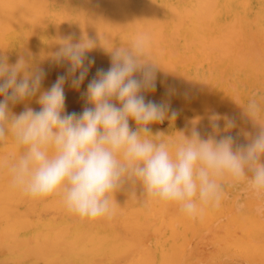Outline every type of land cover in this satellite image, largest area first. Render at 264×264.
I'll list each match as a JSON object with an SVG mask.
<instances>
[{
	"label": "bare ground",
	"instance_id": "bare-ground-1",
	"mask_svg": "<svg viewBox=\"0 0 264 264\" xmlns=\"http://www.w3.org/2000/svg\"><path fill=\"white\" fill-rule=\"evenodd\" d=\"M144 33L149 36L147 59L150 61L149 63L152 62L156 65V87L153 91L142 93L146 101L151 100L169 106L171 104L168 103L169 98L174 105H176V98L178 101L186 98L188 101H192L191 98L189 99L188 96L182 94L180 88H183V84L188 86L187 89H190L195 87L200 79L210 78L213 74L212 71H227L234 66L243 69V67L250 65L254 69L252 70L254 74L253 76L251 74V76L258 79L259 82L260 80L264 82V0H0V58L6 60L9 65H13L23 57L29 66V70L42 69L45 72V77L40 92L47 91L58 76L65 75L67 77L64 84L66 113L75 112L80 114L85 107H92L86 102L84 94L88 83L96 76L97 70H107L111 66V56L108 50L113 47L128 46L138 35ZM67 39H70L72 43H79L84 39L95 42V47L86 54L88 59L94 60V63L89 65L88 59L85 60V67H88L89 70L78 89L71 85L73 77L68 74L69 63L67 61L58 63L53 58V54L59 50L62 42ZM180 65L197 72L194 81L179 80L181 77L177 75L176 67ZM76 75H79V72ZM170 89L172 93L169 91ZM40 92L15 104L10 103V111L16 115L23 112L26 107L39 111L41 108L38 103ZM165 94L166 96H164ZM206 96L209 97V95ZM219 98L222 99V96H219ZM2 99L3 96H0V100ZM223 100H225L224 97ZM113 102L119 106L117 101L114 100ZM196 103L195 105H197ZM183 104V106H177L183 107V109L178 108L179 110L170 106L168 116L171 115V111H175L177 114L175 119L166 118L163 122L149 125L152 134L160 133V138L169 143H174L180 137V133L190 137L193 130L199 132L201 139L207 140L208 137V139H213L208 136L213 131L212 124H210L213 123V120L209 119V123H205L204 120L207 119L204 117L203 120V114L201 113L202 110H204V113L207 111V109H204L206 103L202 106L203 103L201 102V108H197V110L196 108H188L189 110H187L186 106L189 107L192 103L189 105H186L187 103ZM214 104L216 103L214 102ZM195 105H192V107ZM232 111L233 113L228 112L234 115V110ZM237 113L233 117L236 116L237 118ZM229 117L232 119V116H228L227 119ZM245 119L248 123L246 127H249L250 123L249 128L253 129L252 124L254 129L257 130H248L245 127V120L244 122L243 120L242 122L239 121L242 125L244 124L241 129L236 124L230 128V131H227L226 128V136H232L235 141L233 151H236L237 147L236 149L234 147L237 144H241L245 140L247 142L249 139L251 141L252 137L257 135L260 130V125L257 126L256 122L250 121L252 119H249V116ZM203 121L204 125L201 126L199 123H203ZM217 122H221V119ZM168 123L169 126L165 129ZM129 126L132 130L137 129L134 120H129ZM221 129L223 128L221 127ZM217 130L220 131L218 128ZM217 130L215 129L216 134ZM22 151L21 148L17 147L11 135L0 141V264H166L169 259L174 264L178 263L179 259L174 260L176 258L172 253L176 249L174 247L178 240L174 243L165 239L169 250L171 247L172 251L170 250V253L169 250L165 251V247L154 246L155 249L149 245L147 247L146 240L148 237L143 238L149 232L154 234L152 236H155V234L160 235L159 230L161 229L159 227L163 228L161 225L165 224L164 218L167 215L172 216V219L176 217L175 214L187 217L181 212L178 205L165 204L150 199L145 195L143 187L138 181L125 179L113 193L114 214L111 219H99L92 222L81 221L66 210L61 196L52 195L43 199H32L19 189L11 186L9 167L19 159ZM262 161H264V158L261 157L260 163H264ZM248 191L247 193H250ZM247 195L249 194H246L245 197ZM234 198V196L231 197L232 200ZM229 201L228 199L226 202ZM252 203L255 204V201ZM231 204L232 202H230L229 209H232ZM226 207L228 208V205ZM220 208L223 207L220 206ZM229 209L226 210V213L229 212ZM241 210L243 211V208L240 209V212ZM214 211H216L215 208ZM206 212L205 209L203 214ZM220 212L218 215H220ZM203 214L199 215L200 219L204 217ZM214 214L217 215V213ZM253 214L255 212L252 213L251 210L252 217ZM233 215H235V212ZM204 218L206 219V217ZM172 219L169 217L168 221L170 220V222L167 223L171 224ZM178 219L180 220V218ZM229 220L232 221L233 217ZM180 222L183 225V219ZM224 222L226 225L227 221ZM233 222L235 221L233 220ZM261 222L264 221L261 220ZM255 223L254 221V225ZM261 225H264V223H261ZM215 226V229L220 231L217 224ZM257 226L252 225L251 227L256 229ZM171 227L174 230V226L171 225ZM191 230H193V227ZM168 231L169 235L167 236L168 238L171 236V239L176 233L173 231L174 234H172V230ZM219 233L221 232L216 234ZM216 234L213 232L210 236L214 235L215 238ZM183 236L186 237L182 234V237L180 235L178 236L180 238L177 239L184 238ZM202 236L204 237L206 234ZM221 236L224 235H220L219 240H215L219 244H221L219 241L222 240L223 242ZM205 238L204 241L207 240ZM144 239H146L145 243ZM228 239L230 240V238ZM260 239L264 240L262 237ZM232 240L233 238L231 239L233 244L234 241ZM210 241L214 242L212 239ZM181 242L180 247L178 246L179 249L177 248V253L180 249L182 251L181 246L186 244L184 240ZM225 242L230 245V241ZM202 245L201 243L200 247ZM215 246L216 244H214ZM232 249L230 250L232 251ZM246 251L251 254L250 250ZM254 252H257V250ZM258 253L259 256L264 255H260L259 250ZM209 254L211 255V253ZM205 255L203 254L204 257L201 255L202 258L198 257L200 263L195 258V264H201ZM235 255L237 256L236 253ZM196 256L195 254L194 257ZM234 257L232 256L233 260ZM260 258L261 260L264 259V257ZM260 258L259 261L261 262ZM210 259L209 262L206 260L205 263H210ZM171 262L169 263L172 264ZM194 262L192 263L194 264ZM217 262L213 261L214 264H217Z\"/></svg>",
	"mask_w": 264,
	"mask_h": 264
},
{
	"label": "clouds",
	"instance_id": "clouds-1",
	"mask_svg": "<svg viewBox=\"0 0 264 264\" xmlns=\"http://www.w3.org/2000/svg\"><path fill=\"white\" fill-rule=\"evenodd\" d=\"M94 47L89 39L79 43L67 39L53 54L56 62L69 63L72 87L78 89L87 76L86 54ZM148 48L149 36L144 33L128 46L108 50L111 66L98 69L88 83L84 95L92 107L80 114L65 112V75L40 92L42 69L29 70L23 57L13 65L0 58V141L11 135L23 150L9 167L13 188L32 199L59 195L70 214L89 222L111 219L113 193L125 179L138 181L148 198L176 204L191 218L209 207H220L225 182L245 183L258 199H264V164L260 163L264 124L259 123L264 116L257 100L251 98L244 110L260 131L236 151L232 136L205 140L196 130L190 137L180 133L174 143L166 142L160 133L153 135L149 125L175 119L177 114L171 111L168 116L169 105L146 101L142 94L156 87V65L147 59ZM93 63L88 59L89 65ZM38 92L39 111L30 107L18 115L10 111V103ZM211 119L218 128L220 117ZM129 120L135 121L136 130ZM234 126L226 118V127ZM257 213H264V206Z\"/></svg>",
	"mask_w": 264,
	"mask_h": 264
},
{
	"label": "rangeland",
	"instance_id": "rangeland-1",
	"mask_svg": "<svg viewBox=\"0 0 264 264\" xmlns=\"http://www.w3.org/2000/svg\"><path fill=\"white\" fill-rule=\"evenodd\" d=\"M179 68H182V69H179ZM234 68V69H233ZM193 69V68H192ZM238 69V70H237ZM250 69H251V71H250ZM234 70V71H233ZM238 72H236V71ZM252 70H254V69H252L251 67H250V65H248V67H243V69L242 68H240V67H238V66H234V67H232V69H230V70H223V71H212L211 73H213L212 74V76L210 77V78H202V79H200L199 81H198V84L195 86V87H192V88H190V89H187L188 88V86L187 85H184L183 84V88H180V90H181V92H182V94L183 95H185V96H188L189 97V99L191 98L192 99V101L190 100V101H188V99L186 98L185 100H182V101H178V99L176 98L175 100L176 101H178V102H176L175 100V104L176 105H174V103L172 102V101H170L171 99L169 98L168 100H169V104H170V106H172V107H174V108H176V109H178V108H182L183 109V107H177V106H180L181 105V102H183V103H187L186 105H189L190 103H192V104H190L189 105V107L188 106H186V108H187V110H189V109H194V108H196V110H197V108H201V106H200V103L202 102L203 104H201L202 106L206 103V105H204V109H207V111H205V113H204V110H202V114H203V120H204V117H206V119L207 120H204L205 121V123L206 122H208V120L209 119H211L214 115H218L219 117H220V119H221V122H217L216 121V123H218V125H219V127H218V129H220V131H218L217 130V128L216 127H214L213 126V123H210V124H212V130L214 131H212L211 133H209L208 134V136H210V137H212L213 139H215V140H219L220 138H222L223 137V135H224V137H226V128H227V131H230V128H229V130H228V127H226V119L225 118H228V116H232V119H235L234 120V122H235V124L236 125H238L239 126V129H241V127H243V125H242V123H239V121H241L242 122V120H243V122H244V120H245V122L244 123H246L247 122V120H248V118H247V120L245 119L246 117H248L247 116V114H246V112H245V110H244V108L247 106V104H248V101L251 99V98H257L256 100H257V102L260 104V106H261V109H262V116H264V82H262L261 80H260V82H259V80L258 79H256V78H254V77H252L253 76V74H254V71H252ZM179 71V72H178ZM188 71V72H187ZM192 71V72H191ZM176 72H177V75H179L181 78H179V80H189V81H194L195 80V76L197 75V72H194L193 70H191V69H188L187 67H185V66H182V65H180V66H178V67H176ZM217 72V73H216ZM236 72V73H235ZM240 72V73H239ZM242 72V73H241ZM253 72V73H252ZM179 73V74H178ZM188 73H189V75H188ZM227 73V74H226ZM182 74V75H181ZM229 74V75H228ZM242 74V75H241ZM244 74V75H243ZM251 74H252V76H251ZM185 75V76H184ZM216 75V76H215ZM237 75V76H236ZM250 75V76H249ZM178 76V77H179ZM218 76H219V78H218ZM239 77H240V79H239ZM242 78H243V81H242ZM209 79H211V80H209ZM213 79V80H212ZM252 79V80H251ZM238 80H239V83H238ZM223 81H225V82H223ZM218 83V84H217ZM246 83V84H245ZM190 84H194V83H190ZM199 84H200V86H199ZM217 84V85H216ZM254 84V85H253ZM262 84V85H261ZM219 85H220V87H219ZM240 85V86H239ZM253 86V87H252ZM218 87V89L216 90V88ZM241 88V90H240V88ZM203 90H204V93H203ZM213 90V91H212ZM216 90V91H215ZM240 90V91H239ZM171 93H172V91H171V89L169 90ZM184 91V92H183ZM196 91H198L197 93H196ZM186 92V93H185ZM193 92V93H192ZM199 92H200V94H199ZM171 93H169V94H171ZM207 93V94H206ZM214 93V94H213ZM187 94V95H186ZM197 96H196V95ZM209 95V97L208 96H206V95ZM172 95V94H171ZM175 95H177V94H175ZM194 95V96H193ZM215 95V96H214ZM231 95V96H230ZM164 96H166V94L164 95ZM205 96V97H204ZM216 96H217V98H216ZM219 96L221 97L222 96V99H223V97H224V99L225 100H223L222 101V99L221 98H219ZM197 97V98H196ZM200 97H202L201 99H200ZM230 97V98H229ZM166 98H168V97H166ZM164 99V98H163ZM206 102H205V101ZM217 100H218V103H217ZM247 100V101H246ZM221 101V102H220ZM195 102H197L196 104L197 105H195ZM205 102V103H204ZM214 102L216 103V104H214ZM243 102H245V103H243ZM182 103V105L181 106H183L184 104ZM199 104V105H198ZM224 104V105H223ZM192 105H195V106H193L192 107ZM218 105V106H217ZM198 106H200V107H198ZM205 106H206V108H205ZM185 107H184V110L186 109ZM189 108V109H188ZM225 108H227L226 109V111H224L225 110ZM229 108V109H228ZM217 109V110H216ZM220 109H221V112H220ZM179 110V109H178ZM199 110V109H198ZM215 110V111H214ZM231 110V111H230ZM232 110H234V115L237 113V118H236V116L235 117H233L234 115H232V113H233V111ZM236 110V111H235ZM200 111V110H199ZM232 112V113H230L229 114V112ZM216 112H217V114H216ZM245 112V113H244ZM211 113V114H210ZM220 113V114H219ZM224 113V114H223ZM228 113V114H227ZM213 114V115H212ZM227 114V115H226ZM246 114V115H245ZM224 115V116H223ZM210 116H211V118H210ZM239 116V117H238ZM222 117V118H221ZM245 117V118H244ZM220 119L218 120V121H220ZM229 119H230V117H229ZM231 119V120H232ZM249 119H251L250 117H249ZM200 121H202V120H200ZM204 121H203V123H199V124H201V126L202 125H204ZM233 121V120H232ZM250 121H253V120H250ZM250 121H248V122H250ZM209 123V122H208ZM259 123H261V124H264V119H261L260 121H259ZM209 124V125H210ZM248 123H246L245 124V127H246V125H247ZM256 124V123H255ZM221 125V126H220ZM259 124H257V126H258ZM169 126V123L165 126V129H166V127H168ZM248 126V125H247ZM251 126L253 127V129H254V125H252L251 124ZM221 127L223 128V129H221ZM225 127V128H224ZM244 127V128H245ZM249 127H250V123H249ZM249 127H246L248 130L250 129H252V128H249ZM255 128H256V126H255ZM259 128V127H258ZM215 129L217 130V134L215 133ZM243 129V128H242ZM252 129V130H253ZM244 130H246V129H244ZM247 130V131H248ZM254 130H257V129H254ZM260 131V130H259ZM220 132V133H219ZM243 132V131H242ZM253 132V131H252ZM216 135H215V134ZM227 134H228V132H227ZM257 134V133H256ZM208 136H206V137H208ZM216 136H218L217 138H216ZM255 137V136H254ZM209 138V137H208ZM207 138V139H208ZM253 138V137H252ZM246 139V138H245ZM249 139V138H248ZM248 142L250 143L251 141H250V139L249 140H247V142H246V140H245V142H243V143H239V144H237L238 146H246L247 144H248ZM235 146L234 147V149H236V147H238V146ZM262 158H264V156H262ZM262 162H264V161H262ZM262 164H264V163H262ZM249 176H251V173H249L248 174ZM226 187V188H225ZM230 187V188H229ZM247 188V185L246 184H244V183H240V184H238V185H232V184H230V183H227V182H225L224 184H223V192H224V196H223V198H222V200H221V204H220V206H222L223 208H215V210L217 211H214V208H207L206 209V213L205 214H203V216L204 217H206V219L209 221L210 219V221L208 222L204 217H201V219H200V216L199 215H197L195 218H191V217H189V216H187V217H184V216H179L178 214H175L176 215V217H174L173 219H172V216H169V215H167L165 218H164V221H165V224L163 223V226L161 225V227H163V228H160L159 227V229H161V230H159L160 231V235H158V234H155V236H152V235H154V234H151L150 232L149 233H147L146 234V236H143V238L145 237H148L147 238V240L146 239H144V243H145V240H146V246L148 247V245L149 246H151V247H154V246H156V247H165V251H168L169 250V247H168V243H167V241L165 240V239H168V240H170V241H180V242H176V244H175V247H174V245H173V247L174 248H176L175 250H173V255H174V258H176V259H174V260H178L179 259V261H178V263L176 262L175 264H193L192 262H194L195 261V258L198 260V257L199 258H202V257H204L203 256V254L205 255V254H207L208 255V253H211V255L209 254L207 257H208V260L210 259V263H208V264H214L213 263V261H215V263L217 262V264H264V259H262L261 260V258L260 257H264V255H262V254H264V240H261L260 238L262 237V238H264V236H262V235H264V230H262V229H264V225H261V223H264V222H261V220L262 221H264V216H262V215H264V213H262V215H261V213H259V215H258V213H257V208L258 207H261V206H264V199H258L257 197H253V193L251 192V191H248V188ZM230 189V190H229ZM248 192H250V193H247V191ZM246 192V193H245ZM252 193V194H251ZM246 194H249L250 195V197H252V198H254V199H252V198H250L249 197V195H247V197H245L246 196ZM237 195V196H236ZM232 196H234L235 198L232 200L231 199V197ZM242 196H244V197H242ZM230 200L229 202H226L227 200ZM242 199V200H241ZM252 200V201H251ZM256 200H259L258 202L256 201ZM248 202V203H246V202ZM255 201V204L254 203H252V202H254ZM262 201V202H261ZM230 202H232V204H231V206H232V209H229V207H230ZM246 204H245V203ZM261 202V203H260ZM228 203V204H227ZM257 203V204H256ZM244 204V205H243ZM253 204H254V206H253ZM226 205H228V208L226 207ZM241 205H242V207H241ZM247 207H246V206ZM248 205H252V206H249L248 207ZM225 207V208H224ZM240 207V208H239ZM243 208V211L241 210V212H240V209H242ZM221 209H223L222 211H221ZM228 209H229V212L228 213H226L227 211H228ZM234 209V210H233ZM236 209V210H235ZM239 209V210H238ZM218 210H220V211H218ZM227 210V211H226ZM238 210V211H237ZM246 210V211H245ZM247 210H248V213H247ZM251 210H252V213H254L255 212V214H253L254 216L252 217V215H251ZM235 212V215H233L234 214V212ZM254 211V212H253ZM217 213V215L219 214V212H220V215H218V216H220V217H218L216 214H214V213ZM232 212V213H231ZM239 212V214H237ZM243 212V213H242ZM209 213V215H207ZM226 215H225V214ZM257 213V214H256ZM237 214V215H236ZM245 214V215H244ZM186 215V214H185ZM211 215V216H210ZM232 216L233 217V220L235 221V222H233V220L232 221H230L229 219L230 218H232V217H230V216ZM243 215V216H242ZM258 215V216H257ZM209 216H210V219H209ZM241 216V217H240ZM251 216V217H250ZM257 216V218H255ZM169 217H171V224H168L169 222H170V220L168 221V219H169ZM186 219H184V218ZM188 217H189V219H188ZM226 217V218H225ZM238 217V218H237ZM168 218V219H167ZM178 218H180V220L178 219ZM183 219V225H184V227H183V225H181L182 224V222H180L182 219ZM191 218V219H190ZM217 218V219H216ZM229 218V219H228ZM258 218H259V220H258ZM175 219V220H174ZM193 219V220H192ZM204 219V220H203ZM229 221H228V220ZM250 219V220H249ZM192 220V221H191ZM204 222H202V221ZM237 220V221H236ZM245 220V221H244ZM249 220V221H248ZM179 221V222H178ZM207 221V222H206ZM221 221V222H220ZM224 221H227L226 223V225H225V222ZM240 221V223H238ZM254 221L256 222L255 223V225H254ZM168 222V223H167ZM174 222V223H173ZM178 222V223H177ZM197 222H199V223H197ZM200 222H202V223H200ZM244 222V223H243ZM250 222V224H248ZM180 223V224H179ZM261 225H259V224ZM167 224V225H166ZM174 224H177V225H174ZM203 224V225H202ZM217 224V227H219L220 228V231H219V229L217 230V229H215L216 228V225ZM169 225H170V227H169ZM171 225L172 226H174V230L172 229L173 227H171ZM189 225V226H188ZM231 225V226H230ZM238 225V226H237ZM256 226V225H258L257 227H256V229H252V227L251 226ZM182 226V227H181ZM191 226V227H190ZM207 226H210V227H212V228H209V227H207ZM260 226V227H259ZM180 227H181V229H186V230H181L180 229ZM193 227V230H191V228ZM197 227V228H196ZM251 227V228H250ZM258 227H259V229H258ZM166 228V229H165ZM170 228V229H169ZM175 228H177V229H175ZM231 228V229H230ZM243 228V229H242ZM261 228V229H260ZM205 229V230H204ZM158 230V229H157ZM164 230V232H162ZM168 230H172V234H174V233H176V234H174L173 235V240H171L170 239V237L168 238V236L167 235H169V233L168 232H170V231H168ZM176 230H177V232H176ZM193 231V232H191V231ZM245 230V231H244ZM259 230V231H258ZM262 230V231H261ZM168 231V232H167ZM173 231H174V233H173ZM181 231H183V232H181ZM201 231H203V232H201ZM231 231V232H230ZM246 232V233H244V232ZM261 231V232H260ZM157 232V231H156ZM196 232V233H195ZM208 232H209V234H208ZM213 232H214V234H216L217 232H221V233H219L217 236H215V238H214V235L211 237L210 235L211 234H213ZM153 233V232H152ZM192 233V234H191ZM244 233V234H243ZM171 234V233H170ZM182 234L183 235H186V237L185 236H183L184 238H181V239H177V238H180V237H178V236H180L181 235V237H182ZM192 236H191V235ZM206 234V236H202V235H205ZM243 234V235H242ZM246 234V235H245ZM252 234H253V236H252ZM144 235V234H143ZM149 235V236H148ZM156 235H158V236H156ZM166 235V236H165ZM208 235H209V237H208ZM220 235H224V236H221L220 238L221 239H223V242H225V241H230V245H229V243L228 244H226V242L225 243H223L222 242V240L221 241H219L221 244H219L218 242H216L215 240L217 239V240H219V236ZM241 235V236H240ZM161 236V237H160ZM188 236H189V240H188ZM201 236V237H200ZM155 237V238H154ZM206 237V238H205ZM217 237V238H216ZM224 237V238H223ZM247 237V238H246ZM251 237V238H250ZM151 240H150V239ZM154 238V239H153ZM159 240H158V239ZM204 238L205 239H209L208 241L206 240V241H204ZM228 238H230V240L228 239ZM233 238V240L232 241H234V243L232 244V242H231V239ZM245 240H244V239ZM157 239V240H156ZM163 239V240H162ZM185 239H187L188 240V242H187V240H185ZM202 239H203V241H202ZM212 239V241H214V242H211L210 240ZM214 239V240H213ZM225 239V240H224ZM236 239V240H235ZM238 239V240H237ZM259 239H260V241H259ZM182 240H184V241H186L185 243L187 244H185V245H182L181 246V248L183 249L182 251H181V249H180V251H178V253H177V250L179 249V247H180V245L182 244ZM198 240V241H197ZM202 242H201V241ZM241 240V241H240ZM260 242H258V241ZM163 241H165V242H163ZM200 241V242H199ZM254 241V242H253ZM174 242V243H175ZM208 242V243H207ZM240 244H239V243ZM242 242V243H241ZM255 242H256V244H255ZM261 242H262V244H261ZM201 243L204 245H202L201 247H200V245H201ZM206 243H207V245H206ZM223 243V244H222ZM245 243V244H244ZM254 243V244H253ZM214 244H216V249H215V247H214ZM224 244H226L225 246H224ZM238 244V245H237ZM253 244V245H252ZM143 245H145V244H143ZM219 247H218V246ZM224 247H223V246ZM227 245H229V246H227ZM179 246V247H178ZM231 246V247H230ZM233 246H234V248H236V249H234L233 248ZM238 246H240V247H238ZM242 246H243V248H242ZM146 247V248H147ZM200 247V248H199ZM212 247H214V248H212ZM150 248V247H149ZM178 248V249H177ZM211 248V249H210ZM222 248V249H221ZM233 248V249H232ZM154 249H155V247H154ZM173 249V248H172ZM198 249H199V251H198ZM208 249H210L209 251H206V250H208ZM219 251H218V250ZM228 249V250H227ZM230 249H232V251H234V252H232ZM244 251H243V250ZM170 250H171V247H170ZM170 250H169V252H170ZM201 250H202V252H201ZM246 250H250L251 251V254H250V252L248 253ZM255 250H257V252H254ZM258 250L260 251V255H262V256H259V253H258ZM172 251V250H171ZM196 251H198V252H196ZM220 251H221V253H220ZM236 251V252H235ZM203 253V254H201V253ZM207 252V253H206ZM219 252V253H218ZM254 252V253H253ZM171 253V252H170ZM181 253V254H180ZM216 255H215V254ZM235 253L237 254V256L235 255ZM256 253V254H255ZM190 254H191V256H190ZM196 254L197 256L196 257H194V255ZM199 254H201L202 255V257H201V255H199ZM219 254H220V256H219ZM230 254V255H229ZM248 254H250V255H248ZM257 254H258V256H257ZM254 255H256V256H254ZM178 256V257H177ZM229 256V257H228ZM232 256L234 257V260H233V258H232ZM251 256V257H250ZM206 255H205V258L202 260L203 262L201 263V264H206L205 262H206ZM214 257V258H213ZM215 257H217V258H215ZM218 257H219V260H218ZM226 257V258H225ZM228 257V258H227ZM240 258V259H237V258ZM232 258V259H231ZM259 258H260V260H261V262L259 261ZM154 259H155V257H154ZM206 259V260H205ZM214 259V260H213ZM217 259V260H216ZM207 260V261H208ZM213 260V261H212ZM224 260H225V262H224ZM228 260V261H227ZM230 260H233V261H230ZM255 260H257L256 262H255ZM173 261V260H172ZM227 261V262H226ZM229 261H230V263H229ZM169 262H171V259H169ZM169 262H167L166 264H168ZM196 262V261H195ZM195 262H194V264H195ZM198 262H199V260H198ZM201 262V261H200ZM199 262V263H200ZM209 262V261H208ZM172 264H174L173 262H171ZM170 264V263H169ZM196 264H198V263H196Z\"/></svg>",
	"mask_w": 264,
	"mask_h": 264
}]
</instances>
